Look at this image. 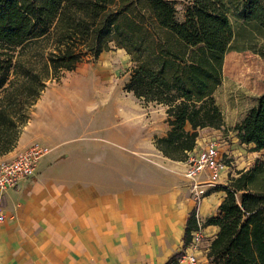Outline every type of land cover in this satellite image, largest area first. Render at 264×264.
<instances>
[{
	"label": "trees",
	"instance_id": "16d2710c",
	"mask_svg": "<svg viewBox=\"0 0 264 264\" xmlns=\"http://www.w3.org/2000/svg\"><path fill=\"white\" fill-rule=\"evenodd\" d=\"M174 2L0 0V155L15 145L45 81L73 69L85 53L96 57L108 41L133 62L123 88L164 105L167 128L153 137L162 155L182 160L199 128L221 127L212 92L224 53L248 48L264 58V0H185L181 19ZM30 44L46 47L38 62L21 57ZM232 130L238 142L264 148V90ZM261 171L264 166L256 163L218 186L224 195L201 224L218 226L205 252L209 264H264V185L254 184ZM196 228L191 209L183 244ZM174 258L165 264H176Z\"/></svg>",
	"mask_w": 264,
	"mask_h": 264
},
{
	"label": "crops",
	"instance_id": "0c3cea01",
	"mask_svg": "<svg viewBox=\"0 0 264 264\" xmlns=\"http://www.w3.org/2000/svg\"><path fill=\"white\" fill-rule=\"evenodd\" d=\"M39 97L15 145L0 159L49 139L44 118L34 111ZM199 129L194 149L203 139ZM138 144L142 155L145 144ZM40 159L32 174L0 192V264H165L188 248L190 238L183 248L182 237L189 211L203 220L224 195L218 186L225 182L218 177L209 184L201 171L195 177L200 195L194 199L183 175L184 159L160 153L134 163L112 150ZM217 229L216 224L200 227L207 245Z\"/></svg>",
	"mask_w": 264,
	"mask_h": 264
},
{
	"label": "rangeland",
	"instance_id": "374dc122",
	"mask_svg": "<svg viewBox=\"0 0 264 264\" xmlns=\"http://www.w3.org/2000/svg\"><path fill=\"white\" fill-rule=\"evenodd\" d=\"M184 5L185 0L174 2L178 19L182 18ZM229 5V20L235 27L237 19L230 2ZM45 50L46 47L30 44L23 48L21 57L38 62ZM132 63L122 47L108 41V47L96 57L85 53L73 69L62 71L58 79L45 81L34 111L44 118L43 132L50 135L49 139L37 140L49 150L37 162L41 157L67 151L100 156L112 150L119 157H125L128 163L138 161L139 157L159 155L160 151L154 146L158 150L155 152L152 146L153 137L160 135L166 124L164 105L138 98L123 88ZM263 90L264 58L248 48L227 50L221 64V80L212 92L221 110L223 124L217 130L207 126L199 129L203 139L199 138L198 143L202 146L206 139L215 141L218 153L226 163L219 174L225 184L239 169L256 163L264 166V148L251 149L249 143L238 142L232 130ZM2 93L3 89H0V95ZM32 107L33 104L29 112ZM35 117L36 114L31 116L33 123ZM139 141L145 144L141 147L145 151L142 155L138 152ZM55 142L57 145L52 146ZM254 184L264 185V171L257 173ZM238 196L239 192H236L235 197ZM194 213L197 217L196 211ZM202 221L199 220L201 224ZM206 246V238L202 236L195 245L196 253L205 256ZM186 247L187 243L183 248Z\"/></svg>",
	"mask_w": 264,
	"mask_h": 264
},
{
	"label": "built area",
	"instance_id": "2783aa9c",
	"mask_svg": "<svg viewBox=\"0 0 264 264\" xmlns=\"http://www.w3.org/2000/svg\"><path fill=\"white\" fill-rule=\"evenodd\" d=\"M47 147L31 142L18 150L13 157L0 159V192L8 187H13L30 174H32L38 158L47 151ZM185 169L183 175L189 180L190 192L194 199L200 195L196 175L206 171L208 183L212 184L218 179L220 172L226 167V163L220 157L216 143L213 139L205 141L202 146L186 151ZM3 214L0 212V220ZM196 218L197 228L190 231L189 247L180 251L175 258L176 264H209L205 256H200L195 251V245L203 236L200 233L201 223Z\"/></svg>",
	"mask_w": 264,
	"mask_h": 264
},
{
	"label": "bare ground",
	"instance_id": "6f19581e",
	"mask_svg": "<svg viewBox=\"0 0 264 264\" xmlns=\"http://www.w3.org/2000/svg\"><path fill=\"white\" fill-rule=\"evenodd\" d=\"M103 70V69H102Z\"/></svg>",
	"mask_w": 264,
	"mask_h": 264
}]
</instances>
